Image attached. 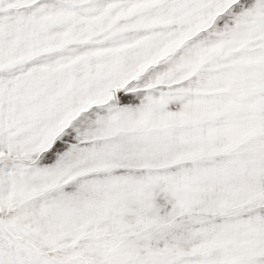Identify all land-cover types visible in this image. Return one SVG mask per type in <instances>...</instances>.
Listing matches in <instances>:
<instances>
[{"label":"snow or ice","instance_id":"6c2138e0","mask_svg":"<svg viewBox=\"0 0 264 264\" xmlns=\"http://www.w3.org/2000/svg\"><path fill=\"white\" fill-rule=\"evenodd\" d=\"M0 264H264V0H0Z\"/></svg>","mask_w":264,"mask_h":264}]
</instances>
